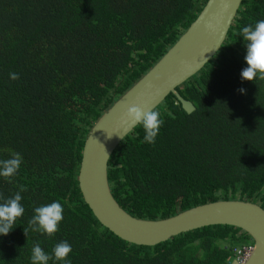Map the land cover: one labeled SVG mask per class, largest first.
<instances>
[{
  "label": "trees",
  "instance_id": "1",
  "mask_svg": "<svg viewBox=\"0 0 264 264\" xmlns=\"http://www.w3.org/2000/svg\"><path fill=\"white\" fill-rule=\"evenodd\" d=\"M207 1L0 0V159L23 157L11 181L0 177V203L23 189L25 209L0 236V264H30L35 243L50 253L63 240L71 264H230L237 247L252 243L240 228L219 225L133 244L98 221L79 187L91 129ZM261 19L264 0H244L217 55L178 88L196 110L170 94L156 109V142L142 143L139 124L118 146L109 179L126 211L156 220L222 199L264 207V80H241L246 49L238 35ZM54 200L64 207L57 232L26 234L33 209Z\"/></svg>",
  "mask_w": 264,
  "mask_h": 264
},
{
  "label": "water",
  "instance_id": "2",
  "mask_svg": "<svg viewBox=\"0 0 264 264\" xmlns=\"http://www.w3.org/2000/svg\"><path fill=\"white\" fill-rule=\"evenodd\" d=\"M244 0H208L196 20L163 57L97 121L87 136L78 181L84 201L98 221L121 239L155 246L172 237L208 226L240 228L252 239L244 264H264V207L228 199L200 204L165 219H143L126 211L115 198L109 163L123 140L139 125L127 110H156L174 94L188 113L196 106L178 88L199 73L222 48Z\"/></svg>",
  "mask_w": 264,
  "mask_h": 264
},
{
  "label": "clouds",
  "instance_id": "3",
  "mask_svg": "<svg viewBox=\"0 0 264 264\" xmlns=\"http://www.w3.org/2000/svg\"><path fill=\"white\" fill-rule=\"evenodd\" d=\"M238 35L243 38L246 49L244 60L247 66L241 70V80H264V19L242 27ZM9 77L16 80L19 78V74L12 72L9 73ZM238 91L244 93L245 89L240 88ZM126 115L127 118L141 125L144 133L142 143L154 144L156 142L163 124L159 111L132 106L128 108ZM22 163L21 153L15 151L10 154L9 158L0 159V177L11 181L12 177L18 173ZM21 191L23 189L0 203V236L9 234L14 229L17 218L21 217L25 211L21 204ZM63 212L62 203L56 200L35 207L34 214L28 221V228H24L25 233L27 234V231L31 230L51 237L57 232L64 219ZM71 252L72 246L67 240L56 243L50 253L46 252L39 243H35L31 248L30 264H49L50 260L53 264H71L69 259Z\"/></svg>",
  "mask_w": 264,
  "mask_h": 264
},
{
  "label": "built area",
  "instance_id": "4",
  "mask_svg": "<svg viewBox=\"0 0 264 264\" xmlns=\"http://www.w3.org/2000/svg\"><path fill=\"white\" fill-rule=\"evenodd\" d=\"M253 250V244L244 245L242 247H237L234 250V256L230 261V264H244L248 256Z\"/></svg>",
  "mask_w": 264,
  "mask_h": 264
}]
</instances>
